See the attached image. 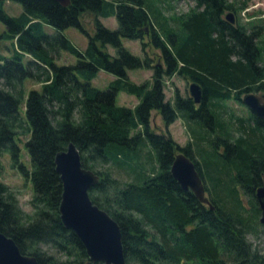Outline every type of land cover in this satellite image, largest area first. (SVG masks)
<instances>
[{"label":"trees","instance_id":"1","mask_svg":"<svg viewBox=\"0 0 264 264\" xmlns=\"http://www.w3.org/2000/svg\"><path fill=\"white\" fill-rule=\"evenodd\" d=\"M5 1L0 0L5 27L0 39L11 45L9 56L0 53V154L7 152L12 166L31 182L32 196L27 212L0 181V231L20 252L35 256L38 264H102L89 262L83 244L59 216L62 184L54 158L72 142L82 166L99 175L89 196L120 226L127 264H264L263 253L247 237L260 216L255 190L264 178V119L248 109L247 116L226 114L221 104L264 91V17L233 24L223 17L228 10L239 15L248 0H193L187 12L171 15L163 13L162 0H70L67 6L11 0L22 5L17 16L6 13ZM85 13L93 16L95 31L79 50L62 32L84 31ZM111 16L115 29L99 21ZM145 36L159 50L163 68L121 42ZM108 45L116 56L106 51ZM61 50L76 62L57 64ZM139 67L153 69L151 82L129 79L127 70ZM99 70L115 76L106 89L91 84ZM174 74L201 86L199 104L188 95L165 99L164 79ZM27 80L40 89L27 91ZM119 91L139 102L133 108L118 105ZM153 109L166 124L176 118L195 123L192 141L180 147L153 132ZM21 142L30 169L20 162ZM178 151L195 162L213 209L171 176ZM105 163L130 179L98 168Z\"/></svg>","mask_w":264,"mask_h":264},{"label":"rangeland","instance_id":"2","mask_svg":"<svg viewBox=\"0 0 264 264\" xmlns=\"http://www.w3.org/2000/svg\"><path fill=\"white\" fill-rule=\"evenodd\" d=\"M231 1V0H229ZM162 11L165 14H181L187 12L193 5V0H162ZM3 9L7 14L11 16H17L22 12V5L18 2L7 0L4 2ZM232 13L234 22L239 18L248 20L250 17L259 18L264 17V0H248L247 8L242 11L239 15L232 10L225 11L223 17L227 13ZM99 21L110 29L117 27V21L114 16L101 17ZM81 22L84 31L79 30L76 27H68L63 30V35L66 36L71 43L78 48L83 50L87 46L88 36L93 35L95 31L94 18L89 13H85L81 16ZM5 30L4 24L0 21V34ZM44 30L48 33H55V29L49 25H44ZM123 47H125L132 54L143 58L148 57L151 65H159L162 68L165 66L161 54L157 48H155L147 36L144 37L143 41L122 38ZM11 41L6 39H0V53L9 56L8 47H10ZM106 51L112 56L117 55V50L108 45ZM59 65L61 64H74L76 57L66 50H61L58 56L54 59ZM127 75L129 79L135 83L151 82L153 69L147 67H139L137 69H128ZM115 78V76L105 70H99L96 76L91 80V84L99 89H106L109 83ZM165 83L163 87V93L166 100L173 102L174 97L179 95L181 97L189 96L188 88L192 81L187 80L177 74L171 77H165ZM40 84L33 81L27 80L25 83L26 90L40 89ZM264 102V91L258 90L254 92ZM243 96V94L241 95ZM139 100L134 96L124 91H119L116 96V103L121 106L133 108ZM222 108L226 110V114L233 113L236 116H247V106L242 101L235 100L233 98L224 100L221 102ZM197 105V104H195ZM249 110V109H248ZM150 129L159 134H164L165 137H170L180 147L185 146L189 141H192V129L197 128L196 124L191 122L190 125H186L185 121L181 118H176L169 124H166L160 112L153 109L150 112ZM235 132V131H234ZM23 139V138H22ZM179 152V151H178ZM20 162L30 169L29 156L24 148V144L20 143ZM99 169H109L112 171L114 177L119 178L122 181L129 180V176L126 172L118 167L112 166L110 163H105L98 167ZM0 181L7 184L12 190L15 191L19 205L27 212L31 211V205L29 200L32 196L31 182L23 176L17 167H13L11 159L7 152L0 154ZM206 195L208 193L206 191ZM244 204H247V200L244 197ZM259 217V215H258ZM263 225L258 222L256 229L248 233L247 237L252 244L259 248L264 255V232L262 230Z\"/></svg>","mask_w":264,"mask_h":264},{"label":"water","instance_id":"3","mask_svg":"<svg viewBox=\"0 0 264 264\" xmlns=\"http://www.w3.org/2000/svg\"><path fill=\"white\" fill-rule=\"evenodd\" d=\"M54 1L62 6L70 3V0ZM225 19L234 23L231 12L225 15ZM188 92L194 104L201 102L202 88L197 82L189 84ZM241 101L257 117L264 119V102L257 94L245 93ZM54 165L62 184L58 208L60 220L65 228L72 230L79 238L89 262L127 264L120 226L89 196V189L98 183L99 175L82 166L80 152L72 142L65 150L56 153ZM170 174L182 190L192 192L199 202L213 209L195 162L183 151L175 154ZM255 198L260 209L259 222L264 226V178L255 190ZM0 264H38V260L33 255L21 253L15 241L0 231Z\"/></svg>","mask_w":264,"mask_h":264}]
</instances>
